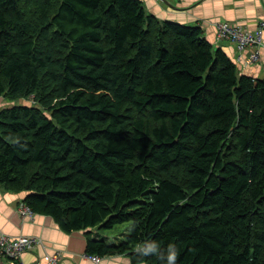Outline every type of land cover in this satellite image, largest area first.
Instances as JSON below:
<instances>
[{
    "label": "trees",
    "instance_id": "1",
    "mask_svg": "<svg viewBox=\"0 0 264 264\" xmlns=\"http://www.w3.org/2000/svg\"><path fill=\"white\" fill-rule=\"evenodd\" d=\"M0 185L87 257L264 264V79L140 0H0ZM128 224L108 241L90 230ZM105 234V233H103Z\"/></svg>",
    "mask_w": 264,
    "mask_h": 264
},
{
    "label": "crops",
    "instance_id": "2",
    "mask_svg": "<svg viewBox=\"0 0 264 264\" xmlns=\"http://www.w3.org/2000/svg\"><path fill=\"white\" fill-rule=\"evenodd\" d=\"M145 11L158 18L198 26L203 37L216 50L220 49L242 74L255 79H264V27H262L263 48L260 61L247 64L249 52L239 53L235 44L216 41V25L233 23L248 31H254L264 22V0H140ZM26 193L6 191L0 185V235L9 237H35L42 240V247L24 253L20 259H0V264L43 263L44 255H59V264H94L85 252L87 235L84 231L65 233L46 216L34 215L22 218L20 207ZM91 236V235H90ZM96 236V235H95ZM95 236H91L92 238ZM98 264H131L126 256L101 258Z\"/></svg>",
    "mask_w": 264,
    "mask_h": 264
},
{
    "label": "built area",
    "instance_id": "3",
    "mask_svg": "<svg viewBox=\"0 0 264 264\" xmlns=\"http://www.w3.org/2000/svg\"><path fill=\"white\" fill-rule=\"evenodd\" d=\"M161 1V0H160ZM262 27L254 31H248L240 25L232 23H218L216 25V41H228L235 44L239 53L249 52L246 62L247 64H257L260 61V50L263 48ZM20 215L22 218H32V212L25 206L20 207ZM42 240L35 237L19 236L16 238L6 235H0V259L17 260L24 253L33 252L36 248L42 247ZM94 264L100 262V258L88 257ZM42 264H59V255H44ZM37 264H41L37 262Z\"/></svg>",
    "mask_w": 264,
    "mask_h": 264
},
{
    "label": "clouds",
    "instance_id": "4",
    "mask_svg": "<svg viewBox=\"0 0 264 264\" xmlns=\"http://www.w3.org/2000/svg\"><path fill=\"white\" fill-rule=\"evenodd\" d=\"M136 254L140 258L153 257L158 264H176L179 251L175 243L169 242L166 246L155 239H146L136 248Z\"/></svg>",
    "mask_w": 264,
    "mask_h": 264
},
{
    "label": "rangeland",
    "instance_id": "5",
    "mask_svg": "<svg viewBox=\"0 0 264 264\" xmlns=\"http://www.w3.org/2000/svg\"><path fill=\"white\" fill-rule=\"evenodd\" d=\"M233 24V23H232ZM31 102L26 101V100H18L13 102L12 104L7 103V101L0 99V109L3 107H7L9 105H13V104H23V105H30ZM129 229V225L128 224H124V225H120L115 227L112 230L109 231H103L101 229L98 228H93L90 230V234L91 236H95L96 233H99V235H104V238H106L108 241H112L113 239H117L119 236L125 235L127 233ZM105 233V234H103Z\"/></svg>",
    "mask_w": 264,
    "mask_h": 264
},
{
    "label": "water",
    "instance_id": "6",
    "mask_svg": "<svg viewBox=\"0 0 264 264\" xmlns=\"http://www.w3.org/2000/svg\"><path fill=\"white\" fill-rule=\"evenodd\" d=\"M264 23V22H263Z\"/></svg>",
    "mask_w": 264,
    "mask_h": 264
}]
</instances>
